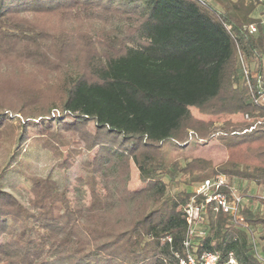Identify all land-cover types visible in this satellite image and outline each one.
I'll list each match as a JSON object with an SVG mask.
<instances>
[{
    "label": "trees",
    "instance_id": "trees-1",
    "mask_svg": "<svg viewBox=\"0 0 264 264\" xmlns=\"http://www.w3.org/2000/svg\"><path fill=\"white\" fill-rule=\"evenodd\" d=\"M259 5L0 0V65L63 69L59 94L45 106L23 92L18 103L4 100L11 88L0 83V264H177L189 228L183 207L194 194L170 192L168 182L187 186L221 174L227 182L219 191L228 198L234 179L264 187V126L200 122L188 108L173 117L179 104L264 116V105L253 101L264 90V23L254 15ZM46 17L59 24L45 23ZM114 54L121 58L118 78L103 58ZM86 119L94 125L90 140L82 129ZM41 120V134L30 136ZM212 137L226 152L223 160L192 154ZM81 151L94 152L80 163L86 188L76 187L72 199L66 173ZM40 153L53 163L37 172L32 158ZM131 163L143 183L139 189L127 185ZM17 183L30 191L26 202ZM237 194L241 220L195 195L204 203L197 224L204 233L193 235L192 250L215 251L222 260L232 252L238 264H264V209L255 212L242 202L248 196L264 206V196ZM258 226L263 244L256 254L251 239Z\"/></svg>",
    "mask_w": 264,
    "mask_h": 264
},
{
    "label": "rangeland",
    "instance_id": "rangeland-1",
    "mask_svg": "<svg viewBox=\"0 0 264 264\" xmlns=\"http://www.w3.org/2000/svg\"><path fill=\"white\" fill-rule=\"evenodd\" d=\"M262 9V7H260ZM257 12V11H256ZM264 14V9L261 11V15ZM255 16H258L257 13H254ZM42 18V17H41ZM40 18V19H41ZM263 20L264 23V15L260 17ZM43 20V18H42ZM45 23H48L50 25L56 26L59 24L57 21L55 23V18H45ZM88 25H83L82 29H88ZM91 30V29H90ZM86 53L85 50L81 51L79 53V63L77 66H81L82 61L85 57ZM118 54H114L110 57H105L106 64L108 65L112 75L114 78L120 77L117 69V64L121 62V58L118 57ZM71 60V58L67 59ZM65 61V58L62 60ZM10 65V66H9ZM252 66V65H250ZM4 69V70H3ZM63 71V69L55 70V72L52 71H42L39 70V68H35L29 65H26L22 62H10L6 69L0 65V83L6 84L9 89L8 91H3V99L9 101L10 103H18L20 102L23 97L18 95V93L23 92L22 94L27 93V95L34 94V98L36 97L35 101L42 106H45L49 104L50 102L54 101L58 94H59V85H60V79L58 77V72ZM6 77L14 78L15 81L11 79H6ZM36 94V95H35ZM189 109L192 116L199 120L200 122L206 121V120H214L221 124L224 120L230 119L234 122H243L244 124H251L255 119H259L264 121V116H259L258 112H255L256 116L252 117L250 116L249 120H246L243 112H229L228 109H221L223 107L212 106L209 109L200 110L195 107H187L178 105L173 113V117H177L181 115L186 109ZM222 110V111H221ZM42 120L39 122L40 124L36 128H31L29 130L30 136H35L38 134H41V124H43ZM260 126H264V123L259 124ZM258 125V126H259ZM246 127V126H245ZM82 129L86 133V137L90 140L92 138L93 132H94V125L90 120H84L82 124ZM82 143L75 144L74 147L81 146ZM66 149V146H64V150ZM94 151H92L90 154H86L85 152L81 151L76 156V162L72 166V168L66 173V176L68 178L67 182V188L69 192V196L73 199L74 197V189L76 187H82L86 188L83 184V177L84 172L82 170V167L80 166L81 161L88 157L92 156ZM192 154L198 155V156H205L213 159L215 162H219L223 160L226 157L225 150L218 144V141L216 138L212 137L206 142H199L194 151H192ZM47 155H44L43 153H40L39 155H35L32 158V163L36 169L37 172H42L44 168H48V166L53 163L51 159H49ZM164 181L168 182V177L164 176ZM198 183H192L190 185H184L182 182L178 181L177 184L173 182H168V190L170 192H175L177 190L181 189H187L192 190ZM128 188L130 189H139L143 186V183L138 178V171L133 163L130 164V179L127 183ZM16 188L20 191V198L23 202L27 201V198L30 196V191L23 183H17ZM233 191L235 193L245 192V194L248 195H256V196H264V187L255 185L253 182L250 181H243L234 179L233 182ZM85 200L87 201L89 199L88 194L86 193L84 196ZM242 202L246 204L251 210L255 212H261L264 209L263 204L259 200H252L248 196L242 197ZM262 233V229L260 226L256 227L254 229V232L252 236L255 239V242L253 239L252 241V249L256 254H259L260 246L263 244V241L259 238Z\"/></svg>",
    "mask_w": 264,
    "mask_h": 264
},
{
    "label": "built area",
    "instance_id": "built-area-1",
    "mask_svg": "<svg viewBox=\"0 0 264 264\" xmlns=\"http://www.w3.org/2000/svg\"><path fill=\"white\" fill-rule=\"evenodd\" d=\"M260 4H264V0H256ZM250 32H255L256 27L254 24L248 26ZM240 65L242 67L243 74L246 78L249 77V70L246 68L242 56H239ZM254 76V74L252 75ZM253 101L258 105H264V90L257 95H253ZM246 120L250 119L249 114L244 115ZM264 123V121L255 119L249 129L257 127L259 124ZM227 182V178L224 175L216 174L211 178H207L202 182H199L193 188V194L190 200L184 205L183 210L185 212L186 221L188 223V230L183 239L184 252L182 254H176L177 264H238L236 258L232 252H229L226 259H221L219 253L209 250H201L199 252L193 251V235H202L204 231L199 229L197 224L201 218V213L204 208V203H213L216 208H220L223 212H226L234 219L241 220L238 215V208L241 204V197L235 193L231 192V197L219 191L221 186ZM201 196L204 203L196 202V196ZM170 240V238H168Z\"/></svg>",
    "mask_w": 264,
    "mask_h": 264
},
{
    "label": "crops",
    "instance_id": "crops-1",
    "mask_svg": "<svg viewBox=\"0 0 264 264\" xmlns=\"http://www.w3.org/2000/svg\"><path fill=\"white\" fill-rule=\"evenodd\" d=\"M260 7H262V9H264V4H260V5L257 7V9H256L257 12H255V13H257L259 17H262L264 14L261 15V11H262V9H260ZM262 21H263V20H262Z\"/></svg>",
    "mask_w": 264,
    "mask_h": 264
}]
</instances>
